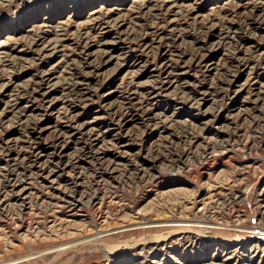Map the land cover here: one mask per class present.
I'll return each instance as SVG.
<instances>
[{
  "label": "rangeland",
  "instance_id": "obj_1",
  "mask_svg": "<svg viewBox=\"0 0 264 264\" xmlns=\"http://www.w3.org/2000/svg\"><path fill=\"white\" fill-rule=\"evenodd\" d=\"M261 227L264 0H0V264H264Z\"/></svg>",
  "mask_w": 264,
  "mask_h": 264
},
{
  "label": "bare ground",
  "instance_id": "obj_2",
  "mask_svg": "<svg viewBox=\"0 0 264 264\" xmlns=\"http://www.w3.org/2000/svg\"><path fill=\"white\" fill-rule=\"evenodd\" d=\"M220 4V3H219ZM153 11V10H152ZM199 220H202V219H199ZM169 221V220H168ZM171 221V220H170ZM184 221V220H183ZM205 221V220H204ZM207 222V221H206ZM144 223V222H143ZM197 226H199V225H197ZM208 227V226H207ZM254 227V226H253ZM256 228V227H255ZM200 229V228H199ZM258 229V228H257ZM253 230V229H252ZM190 231H192V230H190ZM203 232H205V231H203ZM258 234H259V236H261V237H263L264 238V228L263 227H261V229L257 232ZM201 235H202V233H200ZM258 234H257V236H258ZM100 235V234H99ZM256 235V234H255ZM158 237V236H157ZM91 241H93V242H95V243H97V242H99L100 243V239H99V237L97 236V237H93L92 238V240ZM196 242V241H195ZM107 244V243H106ZM110 246V245H109ZM104 247H105V245H104ZM106 248H108V247H106ZM109 249V248H108ZM109 251V250H108Z\"/></svg>",
  "mask_w": 264,
  "mask_h": 264
}]
</instances>
